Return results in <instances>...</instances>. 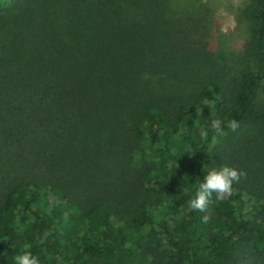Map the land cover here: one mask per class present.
Listing matches in <instances>:
<instances>
[{"label": "trees", "instance_id": "16d2710c", "mask_svg": "<svg viewBox=\"0 0 264 264\" xmlns=\"http://www.w3.org/2000/svg\"><path fill=\"white\" fill-rule=\"evenodd\" d=\"M186 10L0 0V264H264V0L246 8L251 65L167 99L151 75L207 62L169 44ZM221 165L244 176L190 210Z\"/></svg>", "mask_w": 264, "mask_h": 264}, {"label": "rangeland", "instance_id": "374dc122", "mask_svg": "<svg viewBox=\"0 0 264 264\" xmlns=\"http://www.w3.org/2000/svg\"><path fill=\"white\" fill-rule=\"evenodd\" d=\"M183 1L188 13L179 14L181 20L177 26L180 30L173 31L169 44L180 58L186 54L192 57L196 52L201 58L205 55L204 61L213 63L215 72L208 70L206 62L199 63L196 68V81L177 78L176 65L172 72L151 75L149 82L153 92L167 99L190 95L196 84L209 75L217 74L223 80H231L240 69L251 65L249 57H245L240 50L248 37L246 8L249 0Z\"/></svg>", "mask_w": 264, "mask_h": 264}, {"label": "clouds", "instance_id": "9594fccd", "mask_svg": "<svg viewBox=\"0 0 264 264\" xmlns=\"http://www.w3.org/2000/svg\"><path fill=\"white\" fill-rule=\"evenodd\" d=\"M226 126L235 130L238 124L235 120H228ZM210 127L216 133L222 132L217 120H212ZM212 139L215 140V136ZM242 176H244L243 171L237 172L236 169L227 165L210 168L195 187L194 196L188 200V208L203 211L209 204L212 193H216L217 198L222 194L230 193L233 182L238 181ZM202 219L206 220V217ZM13 260L14 264H39L37 258L31 256L28 252L14 256Z\"/></svg>", "mask_w": 264, "mask_h": 264}]
</instances>
